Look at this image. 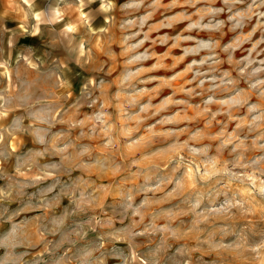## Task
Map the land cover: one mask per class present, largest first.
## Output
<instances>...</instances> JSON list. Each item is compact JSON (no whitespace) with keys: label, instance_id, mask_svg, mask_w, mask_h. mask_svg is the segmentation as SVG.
I'll list each match as a JSON object with an SVG mask.
<instances>
[{"label":"rangeland","instance_id":"rangeland-1","mask_svg":"<svg viewBox=\"0 0 264 264\" xmlns=\"http://www.w3.org/2000/svg\"><path fill=\"white\" fill-rule=\"evenodd\" d=\"M0 264H264V0H0Z\"/></svg>","mask_w":264,"mask_h":264}]
</instances>
